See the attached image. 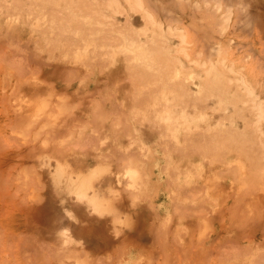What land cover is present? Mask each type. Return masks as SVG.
I'll use <instances>...</instances> for the list:
<instances>
[{"label":"bare ground","instance_id":"1","mask_svg":"<svg viewBox=\"0 0 264 264\" xmlns=\"http://www.w3.org/2000/svg\"><path fill=\"white\" fill-rule=\"evenodd\" d=\"M198 1L0 0V264H264V21Z\"/></svg>","mask_w":264,"mask_h":264},{"label":"rangeland","instance_id":"2","mask_svg":"<svg viewBox=\"0 0 264 264\" xmlns=\"http://www.w3.org/2000/svg\"><path fill=\"white\" fill-rule=\"evenodd\" d=\"M193 2H195V1H197V0H192ZM201 2H199L200 4L202 3V0H200ZM256 2V6L254 5V3H252V2ZM248 2H250V4L251 5H248V7L246 8V10L248 11V10H251L250 8H252L253 10H251V14H255V12L256 13H258L260 16H261V20L263 19V21H264V0H249ZM247 2V0H246V3H248ZM257 2H259V4H257ZM249 4V3H248ZM253 4V5H252ZM251 6V7H250ZM183 8L182 9H184L185 7L184 6H182ZM181 10V9H180ZM185 11V9L184 10H181V11H177V13L178 14H180V15H184V13H187L186 11ZM238 14L239 13H236V12H234L233 13V15H232V17H231V23H232V25L234 24V22L237 20L236 19V16L238 17ZM191 15H189V14H186L185 16H184V20H183V24L184 25H189V24H192L193 23V19H192V17H190ZM187 18V19H186ZM253 21V20H252ZM256 25V24H255ZM255 25H253V26H251V28L253 27V29H249V33H247V34H249V36L248 37H246L245 36V34H243V35H241V32L239 33V30H234V29H231L230 28V31H229V34L227 35V37H225V41L224 42H226L227 40H228V38L229 39H233V42H232V44H230V47H229V53L231 54V57L232 58H234V59H239V57H240V53L243 51L244 52V50H246L247 49V47H252L253 49L255 48V51L257 50V51H259V52H257V54H259V57H261V55H263L264 53V25L263 24H261V25H258V23H257V27L255 26ZM263 27L262 29H260V28H258V27ZM186 29L188 30V33L189 34H187L188 36L190 35V37H191V34H192V30H191V27H186ZM250 31H252V33H250ZM251 34V35H250ZM245 36V37H244ZM189 37V38H190ZM246 48H245V47ZM241 48H243V49H241ZM245 48V49H244ZM260 49H262V53H261V50ZM261 54V55H260ZM259 57L257 56V58L259 59ZM251 62H252V60H250ZM249 61V62H250ZM248 61H247V63L248 64H246V69H247V71H250V70H253V69H251L252 68V66H251V68H250V65H252L251 63H249ZM261 61L259 60V63H260ZM253 63H256V62H253ZM258 78H259V76H258ZM169 257V256H168ZM167 257V258H168ZM189 257V256H188ZM211 257V256H210ZM164 258H166V257H164ZM163 257H162V259H163V262H167L168 261V259L167 260H165ZM179 258V257H178ZM178 258H175L174 259V261H176ZM208 258L209 257H206L205 259H203V261L201 262V260H200V262L201 263H203L205 260L206 261H208L209 262V264H211L212 263V260L214 261L212 264H214V263H217L218 261L220 262V260H218V261H215V260H217L215 257H212V258H209V260H208ZM142 260H145V261H143V262H145L146 264L148 263V262H150V261H152V260H150L151 258L149 257V258H147V257H142L141 258ZM1 261H2V259H0ZM142 260L140 261V262H142ZM156 261H157V264H159L160 262H161V260L160 259H155ZM155 260L154 261H152V264H156V262H155ZM160 260V261H159ZM165 260V261H164ZM173 260V259H172ZM172 260H170L171 262H174V261H172ZM211 260V261H210ZM221 260H223V259H221ZM227 259H224L223 261L225 262H223L222 264H230V262L232 261L231 259L228 261H226ZM147 261V262H146ZM114 262V261H113ZM142 262V263H143ZM159 262V263H158ZM163 262H161L160 264H163ZM176 262H178V261H176ZM175 262V263H176ZM208 262H204L203 264H205V263H208ZM218 262V264H221V263H219ZM227 262V263H226ZM144 263V264H145ZM151 263V262H150ZM175 263H173V264H175ZM231 263H234L233 261L231 262ZM178 264H180V263H178ZM198 264H200L199 262H198ZM260 264V263H259Z\"/></svg>","mask_w":264,"mask_h":264}]
</instances>
